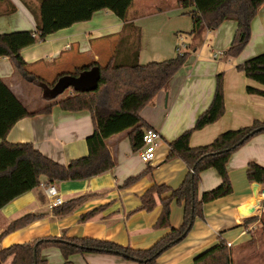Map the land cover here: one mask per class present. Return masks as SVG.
I'll return each mask as SVG.
<instances>
[{"label": "crops", "instance_id": "obj_1", "mask_svg": "<svg viewBox=\"0 0 264 264\" xmlns=\"http://www.w3.org/2000/svg\"><path fill=\"white\" fill-rule=\"evenodd\" d=\"M35 1L0 2V33L34 30L35 20L29 7L36 11L38 4ZM177 2L171 0L168 3L173 6H155L154 3L146 4L140 0L134 8L135 13L131 17L127 16L128 20L140 28L138 60L141 64L175 56L176 48L182 43L184 51L195 53L197 47L201 48L200 54L189 52L186 62L171 77L167 86L158 91L139 112L146 126L155 128L160 134L153 164L142 163L138 150H132L128 130L109 137L106 145L115 162L112 169L88 179L52 183L64 202L85 195L70 213L55 215L48 206L41 186L46 183L44 175L40 176L37 187L0 208V249L15 243L61 235L91 237L132 248H148L153 245L169 231V227H155L162 211L160 200L157 198L151 211L138 210L140 196L154 183L174 189L184 179L187 167L183 161L179 158L165 159L168 144L191 128L197 116L207 109L219 72L223 75L224 113L215 122L193 131L189 145L195 147L207 144L225 130L247 126L255 120L264 121V96L246 91L248 85L261 90H264V86L248 79L242 71L236 69V65L264 52V3L251 20V35L240 54L236 57L222 55L224 59L217 61L213 59H220V56L212 57L211 54L227 49L236 22L225 20L213 31L203 29L197 36H190L188 32L192 28V20L186 12L192 7L182 8ZM142 8L149 12L141 14ZM10 10L15 11L9 13ZM122 26L123 21L113 12L101 9L94 12L89 20L59 29L43 40L23 48L21 55L28 67L38 68L39 71H46L45 67H50L47 71L53 81L59 73L100 61L103 49H112L114 37ZM182 32H187V39L191 41L186 43L189 49L183 41L178 45L181 37L186 38ZM98 45L100 50L97 49ZM48 62H53L52 66L45 64ZM14 70L7 57H0V77L24 107L28 111L47 107L51 102L45 103L41 99L39 102L44 103L42 107L29 109L30 103L35 102L36 98L31 97L29 82L20 74H15ZM93 130V120L87 109L67 111L53 104L44 113L18 120L5 140L9 143L29 142L44 156L60 164H67L87 154L86 138ZM250 162L264 166V134L255 135L230 155L226 168L232 192L205 203L202 208L203 217H196L185 238L164 251L154 264H192L197 254L219 239L230 243L229 247L234 252L232 264L244 257L246 252L249 257L264 255V223L260 218L264 214V192L262 184L257 183L255 187L254 182L247 180L246 167ZM139 174L142 175L137 181L123 186L128 177ZM220 181L216 170L202 171L198 194L216 187ZM93 209L97 211L91 218L79 221L81 214ZM27 213L42 214V217L24 227L3 233L11 221ZM182 215V206L173 200L170 224L179 226ZM254 216L257 218L247 219ZM52 247L43 248L40 252L41 258L46 259L45 264L49 256L56 255L50 250ZM59 255L52 258V264L63 261L61 253ZM70 260L75 264H133L121 256L99 252L76 253ZM2 264H9V260Z\"/></svg>", "mask_w": 264, "mask_h": 264}, {"label": "trees", "instance_id": "obj_2", "mask_svg": "<svg viewBox=\"0 0 264 264\" xmlns=\"http://www.w3.org/2000/svg\"><path fill=\"white\" fill-rule=\"evenodd\" d=\"M5 0H0L4 2ZM38 8L31 11L34 30H16L0 33V57H7L15 70L33 83H44L52 90L46 99L47 107L28 111L16 95L0 77V208L14 198L32 190L40 183L41 175L46 183L65 180L88 179L109 171L115 165L106 145V140L120 132L127 131L133 151L142 145V132L146 123L139 115L140 110L165 88L171 77L184 65L189 52L176 53L175 56L141 64L138 60L140 50V28L127 19V11L132 0H38ZM182 8L192 7L186 13L192 20L188 34L197 36L203 29L213 31L223 21L234 20L236 29L232 40L223 55L236 57L246 46L251 35V20L257 14L264 0H178ZM107 9L123 21L120 32L115 36L111 54L104 63L92 61L59 73L56 78L45 83L42 77L28 70L21 50L59 29L74 23L86 21L94 12ZM98 68L99 79L91 90L68 88L59 91L57 82L65 76L78 77L86 71ZM238 71L264 86V52L252 56L236 65ZM246 91L264 96V90L248 85ZM64 93V94H63ZM58 104L67 111L87 109L92 117L94 130L86 138L87 154L60 164L38 151L31 143H9L5 137L11 127L21 118L44 113L51 105ZM225 110L222 72L216 74L212 100L205 111L197 116L194 125L183 131L168 144L166 160L179 158L187 167V173L177 188L154 183L141 196L138 210L151 211L157 198L162 211L155 227L169 231L148 248H132L115 242L91 237L47 236L30 242L15 243L0 249V264H45L41 258L43 248L54 246L59 249L63 261L60 264H75L70 257L76 253L99 252L114 254L133 264H154L167 249L185 238L196 217H203V205L224 197L232 192L227 173L230 155L247 143L252 137L264 134V121L255 120L252 124L228 129L218 134L211 142L192 147L189 138L193 131L219 119ZM206 169H214L221 181L216 187L198 194L200 174ZM128 177L123 186H129L141 176ZM249 182L264 185V166L250 162L246 167ZM166 194V195H164ZM164 195V196H163ZM85 195L67 200L52 208L55 215L70 213ZM176 201L183 208L181 224H170V206ZM97 209L79 216L83 222L91 218ZM42 214L27 213L11 221L3 233L13 231L41 218ZM257 217L247 218L248 220ZM246 221V220H245ZM192 264H232L231 249L226 241L219 239L214 245L197 254Z\"/></svg>", "mask_w": 264, "mask_h": 264}, {"label": "rangeland", "instance_id": "obj_3", "mask_svg": "<svg viewBox=\"0 0 264 264\" xmlns=\"http://www.w3.org/2000/svg\"><path fill=\"white\" fill-rule=\"evenodd\" d=\"M140 0H132V4H131V6L129 7V9H128V11H127V16H129V17H131V15L132 14H134L135 13V11L134 10H136V9H134L135 7H136V5H137V3L139 2ZM35 2H37V4L39 3L38 2V0L37 1H35ZM141 2L142 3H145L146 2V4H151V3H154L155 4V6H158V5H172L173 6V4H168V3H171V0H162L161 2H159V0H141ZM131 7H133L132 9H131ZM182 7V6H181ZM132 10V11H131ZM11 12H9V13H12V12H14L15 10H10ZM131 11V12H130ZM149 11H147L146 10V8H142V10H141V14L142 13H148ZM5 13V12H4ZM185 15H187V14H185ZM189 15V14H188ZM187 15V16H188ZM189 18H190V20H191V17H190V15L188 16ZM181 34H184V35H186L185 37L186 38H180V37H178V38H180L179 39V41H178V45H179V43H181L182 41L185 43V45H187L189 42L191 43V41L190 40H188L187 39V32H182ZM116 37H114V39H115ZM111 41V40H110ZM187 43V44H186ZM97 49H99L100 50V47H99V45L97 46ZM187 49H189V45H187ZM200 49L201 48H199V47H197V50H196V52L195 53H193L192 51H189L190 52V54H196V53H199L200 54ZM104 50V54H100L101 55V58H100V63H104L106 60H107V58L109 57V55L111 54V50H105V49H103ZM103 50H101V51H103ZM215 51H218V50H215ZM100 53V52H99ZM225 56V55H224ZM224 56H220V59H213V60H217V61H219V60H223L224 59ZM226 57V56H225ZM218 58V57H217ZM46 65H48V66H52V64H53V62H48V63H45ZM50 67H45V69H46V71H44V70H41V71H39L38 70V68H34V67H28V70L30 71V72H32L33 73V75H36V76H39V77H41V73H42V75H43V79L45 80V83H47V82H51L52 81V78H50V74H49V72L47 71L48 69H49ZM13 72H15V74H20L23 78H25L26 80H27V82H29V83H27V84H29V86L31 87V92H32V95H31V97H33V98H36L34 101L35 102H33V103H30L31 104V106H29V109H35V108H38V107H42L43 105H44V103H42V102H39V100H43L45 103H48V100L46 99V96L52 91V90H54V89H51L48 85H46V84H44V83H42V84H40V85H38L37 83H33L32 81H30L28 78H26V77H24V75L22 74V73H20V72H16L15 70L13 71ZM67 90H68V88L67 89H65V91H64V93H66L67 92ZM63 93V94H64ZM122 134H125V132L124 133H122ZM260 218H262L261 219V222L262 223H264V214H262V216L260 217ZM231 249V248H230ZM50 250H52V252H53V254H56V255H52V256H49L48 257V262H47V264H52V262L54 263V261H53V257H57V256H60L59 254H60V251H59V249H57L56 247H52V248H50ZM259 253V252H258ZM233 254H234V252H233V250L231 249V257H233ZM52 259V260H51ZM232 263H233V260H232ZM235 264H264V255H259V254H257V255H254V256H251V257H249V256H247V252L245 253V256L244 257H241L239 260H237L236 262H235Z\"/></svg>", "mask_w": 264, "mask_h": 264}, {"label": "built area", "instance_id": "obj_4", "mask_svg": "<svg viewBox=\"0 0 264 264\" xmlns=\"http://www.w3.org/2000/svg\"><path fill=\"white\" fill-rule=\"evenodd\" d=\"M184 44L179 45L176 50L177 53L184 51ZM223 55V52H216L211 54L212 57ZM160 142L159 131L153 127H145L142 132V145L138 149V156L142 163L151 165L156 159V150ZM44 195L47 199V204L50 208L58 206L64 202V198L59 194L57 188L53 184H41ZM228 246L230 243L227 244Z\"/></svg>", "mask_w": 264, "mask_h": 264}, {"label": "water", "instance_id": "obj_5", "mask_svg": "<svg viewBox=\"0 0 264 264\" xmlns=\"http://www.w3.org/2000/svg\"><path fill=\"white\" fill-rule=\"evenodd\" d=\"M99 70L98 68H93L86 71L84 74L75 77V76H65L58 80L57 89L63 91L67 88H73L76 90H91L96 86V83L99 79ZM255 187L258 185L254 182ZM261 188L264 192V185H261Z\"/></svg>", "mask_w": 264, "mask_h": 264}]
</instances>
